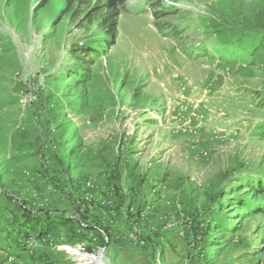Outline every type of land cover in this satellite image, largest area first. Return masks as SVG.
Wrapping results in <instances>:
<instances>
[{"label":"rangeland","instance_id":"rangeland-1","mask_svg":"<svg viewBox=\"0 0 264 264\" xmlns=\"http://www.w3.org/2000/svg\"><path fill=\"white\" fill-rule=\"evenodd\" d=\"M107 4L0 0V264H264V0Z\"/></svg>","mask_w":264,"mask_h":264},{"label":"trees","instance_id":"trees-1","mask_svg":"<svg viewBox=\"0 0 264 264\" xmlns=\"http://www.w3.org/2000/svg\"><path fill=\"white\" fill-rule=\"evenodd\" d=\"M123 2L124 0H108L107 8H109L110 10H114L115 6H119V5L121 6ZM109 22H110V19L108 20L107 24H111ZM262 106L264 107V104H262ZM66 163H68L66 165L67 169L77 167V163L75 159H69V161H67ZM237 187H242L243 189L248 190L251 197H257L258 195H264V172H256L255 178L246 176L244 178H240L237 182L230 183V185H228V190L226 191V193L227 194L231 193L232 195H229L228 197L227 196L223 197V199L227 201L226 203L232 204L237 207H246L245 197L239 196V194L234 193ZM256 212L259 213V215H262L264 214V209L262 211L258 209V211ZM33 217L34 216L31 214H28V213L24 214L23 215L24 223H21L17 218L13 217L12 225L14 226L17 225L16 229H18L19 235L28 236V234H30L31 236V234L39 233L40 232L39 230H42V232H47L51 228H54L57 222L60 223V225L62 226L70 225V218L68 217H62L61 218L62 220L60 221H57V220L52 221L53 219L52 216H45L44 221H42V223L40 224L39 222H37L38 219L34 220ZM40 220L41 218H39L38 221ZM24 230H26V232L28 233H25Z\"/></svg>","mask_w":264,"mask_h":264},{"label":"bare ground","instance_id":"bare-ground-1","mask_svg":"<svg viewBox=\"0 0 264 264\" xmlns=\"http://www.w3.org/2000/svg\"><path fill=\"white\" fill-rule=\"evenodd\" d=\"M73 251H75V250H73ZM89 257H90V260H91V262H89V263H92V264H104L102 262V260L99 257H97V256H89Z\"/></svg>","mask_w":264,"mask_h":264},{"label":"built area","instance_id":"built-area-1","mask_svg":"<svg viewBox=\"0 0 264 264\" xmlns=\"http://www.w3.org/2000/svg\"><path fill=\"white\" fill-rule=\"evenodd\" d=\"M141 243H143V242L141 241Z\"/></svg>","mask_w":264,"mask_h":264}]
</instances>
